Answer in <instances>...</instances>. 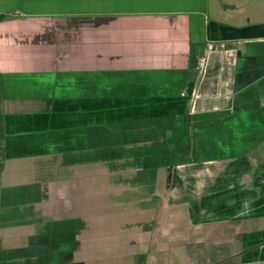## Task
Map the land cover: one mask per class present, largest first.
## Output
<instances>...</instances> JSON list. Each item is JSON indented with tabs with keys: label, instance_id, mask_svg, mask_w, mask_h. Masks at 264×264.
<instances>
[{
	"label": "crops",
	"instance_id": "obj_1",
	"mask_svg": "<svg viewBox=\"0 0 264 264\" xmlns=\"http://www.w3.org/2000/svg\"><path fill=\"white\" fill-rule=\"evenodd\" d=\"M0 14L9 186L37 225L6 221L0 264H264V0Z\"/></svg>",
	"mask_w": 264,
	"mask_h": 264
},
{
	"label": "rangeland",
	"instance_id": "obj_2",
	"mask_svg": "<svg viewBox=\"0 0 264 264\" xmlns=\"http://www.w3.org/2000/svg\"><path fill=\"white\" fill-rule=\"evenodd\" d=\"M0 103H1L0 113H2V97H0ZM2 136H3V134H2ZM3 138L4 137L0 138V147L4 148L5 141ZM132 143H133V141L130 142V144H132ZM145 154H148V153H145ZM5 157L6 158H5V161L3 162V168L0 172V234H1V232H3L4 239H2V242L4 245H12V244H14V242L19 241L22 238L18 237L17 229H14V225H10L6 221H8L9 219L14 221L16 218H18V215L21 214L20 224L22 226H20V224H19L20 231H26V230H28V228H30V227H23L24 223L25 224L27 223L26 225L33 224V226H34V227H32L33 229L36 228L37 225H35L36 221L35 220L33 221V219H31V215L28 216L27 213L23 211V209L21 208L20 205H16V204H19L16 201L22 202L24 200L25 197L22 195V194H24V191L23 190L21 191V189H19L18 187L16 188V187H10L9 186L10 179L12 177H14L15 175H17L14 172V168L16 166V163L13 162L12 160H8L7 155ZM145 161H146V163L152 162L150 160H145ZM136 178H137V176H134L132 179H136ZM11 207H16V208L12 209ZM208 208L209 207H207V203H204L203 209H205L206 211H209ZM5 209L7 211H8V209H10L9 211H11V212H8V213L4 212ZM131 220H134V219L131 218ZM127 221L129 222L130 219H127ZM184 221H185V219H184ZM98 225L101 227V223ZM98 225H96V228L98 230L99 229L102 230L103 228L108 226V224H107L101 229L100 227H98ZM79 226L82 228V225H79ZM42 227L44 228L46 226H42ZM52 231H53V234L56 233L54 235L53 240H55V241L59 240V238L62 235L58 232V230L52 229ZM66 237H67V235L62 236V238H66ZM1 246L2 245L0 243V250H1ZM212 250L216 251L214 248H212ZM212 250L209 251V254H213ZM196 262L203 264V263H206L208 261H196ZM174 264H180V261H174Z\"/></svg>",
	"mask_w": 264,
	"mask_h": 264
},
{
	"label": "flooded vegetation",
	"instance_id": "obj_3",
	"mask_svg": "<svg viewBox=\"0 0 264 264\" xmlns=\"http://www.w3.org/2000/svg\"><path fill=\"white\" fill-rule=\"evenodd\" d=\"M3 119H2V116H1V113H0V138L2 137V134H3ZM6 156V153L4 152V149L3 147H0V172L3 168V162L5 161V157ZM6 212H9L7 210H5Z\"/></svg>",
	"mask_w": 264,
	"mask_h": 264
},
{
	"label": "built area",
	"instance_id": "obj_4",
	"mask_svg": "<svg viewBox=\"0 0 264 264\" xmlns=\"http://www.w3.org/2000/svg\"><path fill=\"white\" fill-rule=\"evenodd\" d=\"M205 58H202L198 61V67L199 69H203L205 67Z\"/></svg>",
	"mask_w": 264,
	"mask_h": 264
},
{
	"label": "trees",
	"instance_id": "obj_5",
	"mask_svg": "<svg viewBox=\"0 0 264 264\" xmlns=\"http://www.w3.org/2000/svg\"><path fill=\"white\" fill-rule=\"evenodd\" d=\"M6 18V15L0 14V22L4 21Z\"/></svg>",
	"mask_w": 264,
	"mask_h": 264
}]
</instances>
